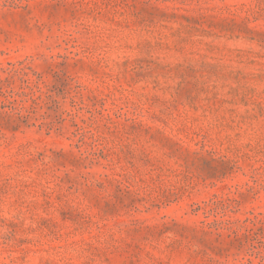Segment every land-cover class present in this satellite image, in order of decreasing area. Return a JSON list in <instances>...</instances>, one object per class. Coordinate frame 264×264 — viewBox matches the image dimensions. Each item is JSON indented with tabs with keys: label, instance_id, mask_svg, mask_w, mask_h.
<instances>
[{
	"label": "rangeland",
	"instance_id": "1",
	"mask_svg": "<svg viewBox=\"0 0 264 264\" xmlns=\"http://www.w3.org/2000/svg\"><path fill=\"white\" fill-rule=\"evenodd\" d=\"M0 264H264V0H0Z\"/></svg>",
	"mask_w": 264,
	"mask_h": 264
}]
</instances>
